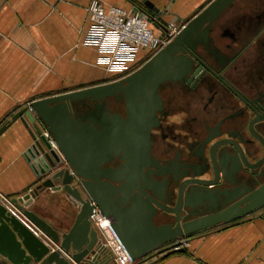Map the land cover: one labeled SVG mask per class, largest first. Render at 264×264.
<instances>
[{"label": "water", "instance_id": "95a60500", "mask_svg": "<svg viewBox=\"0 0 264 264\" xmlns=\"http://www.w3.org/2000/svg\"><path fill=\"white\" fill-rule=\"evenodd\" d=\"M129 1L160 36L165 34L162 17L176 0H166L163 8L149 0ZM233 1L210 0L130 74L34 99L0 126L1 135L20 120L33 140L29 154L38 166V182L10 201L23 219L49 239L39 238L0 202V264H114L112 252L100 244L91 225L94 207L110 219L133 264H156L161 247L264 206V181L258 183L255 169L262 162H249L254 148L248 138L242 141L245 146L204 139L201 146L206 149L196 156L208 167L179 184L174 168L163 165L151 152L152 130L159 126L158 112L163 108L161 85L185 79L195 47L208 45L211 24ZM112 97L123 103L122 112L107 105ZM261 119H250L247 132L264 144L253 129ZM43 129L56 148L42 135ZM223 143L231 148L227 155L221 150ZM114 160L119 162L113 165ZM203 173L210 176L204 178ZM237 173H242L239 183ZM170 182L178 189L172 204H167ZM48 191L76 207L69 228L62 229L27 207ZM165 214L172 221H159Z\"/></svg>", "mask_w": 264, "mask_h": 264}, {"label": "crops", "instance_id": "0c3cea01", "mask_svg": "<svg viewBox=\"0 0 264 264\" xmlns=\"http://www.w3.org/2000/svg\"><path fill=\"white\" fill-rule=\"evenodd\" d=\"M106 5L133 10L129 0H100ZM164 7L166 0H149ZM210 0H176L162 19L182 25ZM264 0H238L220 15L234 11L236 23L257 12ZM90 0H0V126L30 101L90 86L110 79L99 47L86 45V7ZM251 47H258L252 44ZM255 60L246 66V79L255 82L260 72ZM255 84V83H254ZM173 133L189 138L184 120ZM33 140L20 120L0 135V192L18 197L38 182L37 164L29 154ZM37 166V167H36ZM50 192V191H48ZM41 193L27 207L53 224L67 229L76 208L59 200L44 212ZM33 204V205H32ZM51 212V213H50ZM50 213V214H48ZM65 217L60 225L58 217ZM180 244L184 251L172 250ZM156 264H264V206L235 221L206 229L161 247Z\"/></svg>", "mask_w": 264, "mask_h": 264}, {"label": "flooded vegetation", "instance_id": "af4514ba", "mask_svg": "<svg viewBox=\"0 0 264 264\" xmlns=\"http://www.w3.org/2000/svg\"><path fill=\"white\" fill-rule=\"evenodd\" d=\"M235 2L238 0L224 10ZM227 12L225 19L220 21V13L211 24L208 45L199 43L195 47L185 79L167 81L160 87L163 108L158 112L159 126L152 130L151 152L163 165L174 168L178 184L208 167L196 156L204 149L201 146L204 139H211V143L232 140L240 146H245L244 139H250L254 150L248 159L251 163L262 162L255 168L256 179L258 183L264 181V144L247 132L250 119L263 118L253 124V129L264 140V1L257 12L249 13L237 23L233 21L234 11ZM253 43L258 47H251ZM253 60L261 70L255 84L246 79L245 73ZM111 102L118 103L116 106L121 105L123 110L121 101L114 97L107 99L108 106ZM184 120L189 126L186 128L189 138H182L181 132L173 133L182 128ZM222 146L227 155L231 148L225 143ZM118 162L114 160L112 164ZM236 176L237 182H241L242 173ZM177 189L178 185L170 182L167 204H172ZM159 221L170 222L172 218L165 214Z\"/></svg>", "mask_w": 264, "mask_h": 264}, {"label": "built area", "instance_id": "2783aa9c", "mask_svg": "<svg viewBox=\"0 0 264 264\" xmlns=\"http://www.w3.org/2000/svg\"><path fill=\"white\" fill-rule=\"evenodd\" d=\"M86 14L88 32L84 43L99 47L104 52L102 61L105 71L109 74V81L122 78L140 67L171 40L182 26H178L175 22H168L165 34L160 36V32L150 24L142 11H127L120 7L106 5L100 0H90L86 7ZM42 135L48 139L52 147L56 148L46 129L42 130ZM10 200L11 197L0 192V202L31 230L40 233L21 217ZM90 221L97 232L100 244L112 252L114 264L135 262L113 231L110 220L97 207L93 208ZM180 247L181 245L178 244L173 247V250H178Z\"/></svg>", "mask_w": 264, "mask_h": 264}, {"label": "rangeland", "instance_id": "374dc122", "mask_svg": "<svg viewBox=\"0 0 264 264\" xmlns=\"http://www.w3.org/2000/svg\"><path fill=\"white\" fill-rule=\"evenodd\" d=\"M177 25H178V22H175ZM178 26H181V25H178ZM106 81H109V79L107 78V80ZM60 93V92H59ZM54 94V93H53ZM116 104H118V103H116V102H111L110 103V107H112L113 109H116V110H119L120 112L122 111V106L120 105H118V106H116ZM44 199L47 201L46 202V207L45 208H43V211L44 212H48L49 211V209H51V206L50 205H57L58 204V202H59V199H60V196H59V194L57 193V192H48V194H46V196L44 195ZM33 205V204H32ZM51 213V212H50ZM50 213H48V214H50ZM58 219H59V223H60V225H62V224H64V219H65V217L63 216V215H60L59 217H58ZM73 222V221H72ZM71 225V223L69 224V225H66V228H69V226Z\"/></svg>", "mask_w": 264, "mask_h": 264}, {"label": "bare ground", "instance_id": "6f19581e", "mask_svg": "<svg viewBox=\"0 0 264 264\" xmlns=\"http://www.w3.org/2000/svg\"><path fill=\"white\" fill-rule=\"evenodd\" d=\"M4 205V204H3ZM76 208V207H75ZM109 219V218H108ZM110 220V219H109ZM111 222V221H110ZM33 231V230H32ZM34 232V231H33ZM39 238H41L43 241H45V242H47L46 240H49V239H47V237H45V235L44 234H42L41 232L40 233H37V232H34ZM179 244V243H178ZM174 246H177V245H175V244H172V246H171V249L173 250V247Z\"/></svg>", "mask_w": 264, "mask_h": 264}]
</instances>
